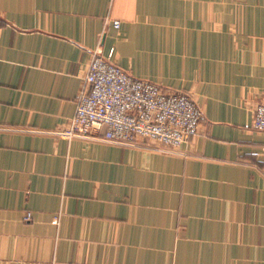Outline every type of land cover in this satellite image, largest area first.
Returning a JSON list of instances; mask_svg holds the SVG:
<instances>
[{"label":"crops","instance_id":"0c3cea01","mask_svg":"<svg viewBox=\"0 0 264 264\" xmlns=\"http://www.w3.org/2000/svg\"><path fill=\"white\" fill-rule=\"evenodd\" d=\"M111 50L201 106L189 144L60 136ZM263 98L264 0H0V264H264Z\"/></svg>","mask_w":264,"mask_h":264},{"label":"built area","instance_id":"2783aa9c","mask_svg":"<svg viewBox=\"0 0 264 264\" xmlns=\"http://www.w3.org/2000/svg\"><path fill=\"white\" fill-rule=\"evenodd\" d=\"M113 25L119 28L120 22ZM114 53L93 54L75 115L60 136L123 146L151 140L166 150L189 144L204 121L201 106L187 93L134 77L113 62ZM253 128L264 133V98L254 107Z\"/></svg>","mask_w":264,"mask_h":264}]
</instances>
